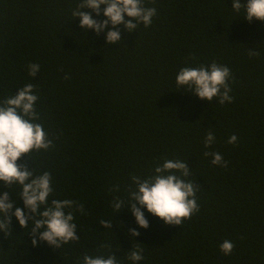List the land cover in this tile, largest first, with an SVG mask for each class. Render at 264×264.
Instances as JSON below:
<instances>
[{"label": "trees", "instance_id": "16d2710c", "mask_svg": "<svg viewBox=\"0 0 264 264\" xmlns=\"http://www.w3.org/2000/svg\"><path fill=\"white\" fill-rule=\"evenodd\" d=\"M79 3L0 0V99L34 84L37 122L53 141L18 163L51 173L50 199L85 207L75 214L80 240L61 249L33 246L30 228L13 217L9 236L0 232V264H77L86 254L111 253L118 264H132L136 247L144 254L138 264H264V21L244 19L233 0H144L157 9L151 25L132 32L117 25L121 41L109 44L111 23L99 35L84 30L73 16ZM213 61L231 69V103L176 84L182 67ZM29 63L40 64L36 77ZM209 131L216 139L206 148ZM233 134L237 142L229 144ZM206 151L219 152L227 167L213 165ZM165 159L187 162L199 212L167 225L144 209L147 229L127 207L116 213L112 201H127L132 177L153 175ZM8 190L23 208L20 187ZM131 228L140 235L129 238ZM225 240L235 245L231 255L220 251Z\"/></svg>", "mask_w": 264, "mask_h": 264}, {"label": "clouds", "instance_id": "9594fccd", "mask_svg": "<svg viewBox=\"0 0 264 264\" xmlns=\"http://www.w3.org/2000/svg\"><path fill=\"white\" fill-rule=\"evenodd\" d=\"M101 5L106 7L101 9ZM231 7L237 13L243 8L244 19L249 22L253 19L264 21V0H247L246 3L233 0ZM83 8L92 9L97 16L103 11L107 19L97 20L90 12L82 11ZM156 14L157 9L146 7L144 0H80L73 11L74 17H80L81 28L86 31L93 29L97 35L108 29L111 23L113 27L107 30L105 37L109 44L121 41L117 25L123 24L127 31L132 32L141 23L145 27L150 26ZM40 67L38 63H29L28 74L36 77ZM231 77L232 72L228 66L213 61L199 67H182L176 76V84L201 99L212 101L213 98H218L220 104H225L234 99L229 94L232 90L228 83ZM69 78L65 75V79ZM35 89L34 84L28 83L15 95L0 99V186L7 189L0 194V232L8 237L12 218L15 217L22 229L30 228L33 246L45 241L50 246L61 249L69 242L80 240L77 224L74 222L75 214H84L85 207L75 200L50 199L54 192L51 173L44 171L36 174L34 168L29 169L26 164L18 163L25 154L30 156L34 150L47 151L53 146V141L48 138L42 124L37 122L40 119L36 111L39 96ZM215 139L214 133L209 131L204 138V146L211 148ZM237 139L233 134L227 142L235 144ZM204 155L211 156L213 165L225 168L228 165L219 152L206 151ZM190 175L191 170L186 161L165 159L155 167L153 175L147 178L134 175L132 181L135 188L130 191L127 201L116 197L112 201V207L116 213L127 207L136 223L145 229L149 227V220L144 209L167 225H183L185 219L190 220L200 210L196 196L199 187L192 182ZM17 185L20 187L18 195L19 200H23V208L16 206L17 200L12 199L8 190ZM118 190L119 185L110 189ZM100 224L106 229L113 227L110 220L101 219ZM127 233H130L129 238L140 235L136 228L128 229ZM219 247L224 255H231L235 245L232 241L225 240ZM143 259L142 248L136 247L129 251L128 260L132 264H138ZM77 264H118V260L115 253L107 256L86 254Z\"/></svg>", "mask_w": 264, "mask_h": 264}]
</instances>
